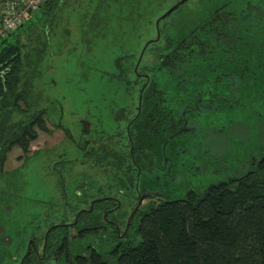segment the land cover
<instances>
[{
  "label": "rangeland",
  "instance_id": "obj_1",
  "mask_svg": "<svg viewBox=\"0 0 264 264\" xmlns=\"http://www.w3.org/2000/svg\"><path fill=\"white\" fill-rule=\"evenodd\" d=\"M78 1L67 0L60 14L53 15L41 38L42 43L46 42V56L39 65L38 79H33L35 87L29 114L39 111L42 100L51 115L62 118L63 123L73 129L75 137L79 134L80 123L87 120L97 138L111 137L107 147L121 149L126 111L136 113L144 83L143 79L138 82L134 66L146 44L157 38V20L181 0L167 2L151 23L150 19L145 20V24L141 22L134 30L128 25L121 28L119 23L113 22L105 34L94 29L90 18L86 20L79 14ZM43 6V0H39V8L32 13L41 11ZM223 7L221 12L230 11L235 15L231 20L230 37L221 42L205 39L207 44L202 55L192 64L179 67L178 75L157 70V60H153L163 52L165 35L185 38L196 28L207 25ZM159 28L162 40L155 42L156 45L152 42L153 45L146 49L140 70L146 68L148 75L165 91L174 114L179 115L183 107L194 104L197 93L205 103L213 97H227L232 102L231 105H218L215 112L211 108L191 112L200 133L198 140L195 138L192 145L187 146L186 153H178L174 172L183 180V189L179 188L176 194L184 193L187 188L198 190L205 184L217 183L224 178L218 176L223 166L233 170L240 167L243 174L248 173L264 152V69L259 66L260 57L264 56V0H187L162 19ZM234 29L239 33L238 39L232 34ZM247 29L251 32L246 33ZM39 33L41 36L42 30ZM243 34L246 40L240 42ZM39 35L32 37V46L38 42ZM237 43L244 50L241 66L225 63ZM28 44L29 41L26 46L33 55ZM117 59L128 63L121 75L115 65ZM60 137L57 133L56 139ZM53 143L54 138L41 131L31 145V153L39 148L50 150ZM56 146L54 152L47 151L43 155L38 152L28 158L24 167L17 160L22 155L21 149L14 148L7 155L5 174L0 175V255L4 257H7V246L2 243L12 240V247L16 249L30 229L39 226V232L44 231L47 222L58 223L68 217L63 211L58 186L62 189L66 185L69 193L75 190L77 174L101 175L99 165L88 164L87 169H81L79 162L82 161L76 160L82 159L81 154L69 140ZM208 153L220 159L219 167L206 163L210 158ZM61 154L75 158L73 162L78 165L65 167L64 163H55L62 159ZM196 163L197 169L186 170V166L195 167ZM175 188L174 184L169 185L170 190ZM70 197L74 195L71 193ZM0 264L7 263L1 260Z\"/></svg>",
  "mask_w": 264,
  "mask_h": 264
},
{
  "label": "trees",
  "instance_id": "obj_2",
  "mask_svg": "<svg viewBox=\"0 0 264 264\" xmlns=\"http://www.w3.org/2000/svg\"><path fill=\"white\" fill-rule=\"evenodd\" d=\"M169 1L79 0L78 12L86 20L90 18L94 29L105 34L113 22L134 30L141 22L145 24V20L150 19L151 23ZM61 2L49 0L41 11L30 13L0 46V175L5 174L10 151L19 148L27 153L37 140L39 129L46 130L41 111L28 114L31 109L28 99L34 93L33 79L46 56V42L42 43L41 38ZM223 9L217 10L207 25L196 28L185 38L165 35L163 52L153 60H157V70L178 75L179 67L199 59L209 38L221 42L230 37L231 20L235 15L230 11L221 12ZM39 30H42L41 36ZM233 32L238 39L239 33L235 29ZM249 32L251 30L247 29L246 33ZM36 34L39 39L32 46V37ZM24 40L29 41L33 55ZM243 40H246L244 34L240 42ZM243 52L239 43L234 44L230 51L234 62L227 57L225 63L230 61L241 66ZM260 58L259 66L263 70L264 56ZM126 64L121 63V59L116 60L119 75L125 71ZM141 71L147 72V69ZM158 91V84L150 82L143 90L144 104ZM160 93L163 95V90ZM226 103L231 105L232 102L225 99L221 104ZM164 133L156 134L155 141H164L167 136ZM208 156L206 163L219 167L220 159L210 153ZM219 175L224 178L217 183L205 184L207 187L198 190L189 189L170 201L151 205L137 217L136 244L124 247L109 264H264V152L248 173L243 174L240 167L233 170L223 166Z\"/></svg>",
  "mask_w": 264,
  "mask_h": 264
},
{
  "label": "flooded vegetation",
  "instance_id": "obj_3",
  "mask_svg": "<svg viewBox=\"0 0 264 264\" xmlns=\"http://www.w3.org/2000/svg\"><path fill=\"white\" fill-rule=\"evenodd\" d=\"M62 2L63 9L67 0ZM153 44H149L148 47ZM228 57L234 62L233 54ZM137 63L134 72L139 77L138 82L143 79L144 83L136 113L128 114L126 111L125 132L122 134L124 146L121 149L107 147L110 145L111 137L105 140L102 137L97 138L95 136L97 133L87 120L80 123L79 134L75 137L73 129L68 128L62 118L51 115L47 105L42 100L39 102V111L43 113L46 122V130L39 129V132H47L51 139L54 138V143L47 151L54 152L59 142L69 140L81 154L82 159H76L82 161L79 162L81 169H87L88 164L99 165V169H102L101 175L95 176L86 172L77 174L75 190L69 193L66 191V185L62 189L58 186V195L63 200V211L70 219L67 217L58 223L47 222L44 231L39 232V226L30 229L16 249L12 247V240L2 243L7 246V257L0 255V262L3 260L7 264L113 263L116 255L122 252L124 247L136 244L135 223L140 214L149 210L155 203L170 201L176 196L184 195L176 194L179 188L183 189L181 188L183 180L175 174L174 166L177 164L178 153L179 155L186 153L187 146L192 145L195 138L197 140L199 138L200 131L191 112L206 108L215 111L218 104L230 99L213 97L205 103L197 93L194 104L183 107L182 113L175 115V110L165 97V91L161 95L162 89L159 88L157 93L153 92L154 96L150 102L144 104L141 92L143 95L145 87L155 80L147 72L140 70L141 63L136 71ZM38 73L35 80L39 77ZM32 95L33 93L28 99L29 104ZM52 129L57 132H53ZM163 131L164 135H167L166 138L162 142H156V134L159 135ZM182 131H184L182 134L175 135ZM57 133L61 134L58 140ZM31 151L30 146L27 153L22 152L19 156L17 160L22 163L21 166H26V160L38 152L42 155L48 153L44 148H39V151L34 153ZM61 157L62 159L56 160L55 163H64L65 167L78 165L73 162L75 158H68L67 154H61ZM192 167L197 169V163L195 167L186 166V170L191 171ZM170 184L175 185V190L169 189ZM71 193L74 195L73 198L70 197ZM141 199L143 201L139 205ZM2 235H5V232Z\"/></svg>",
  "mask_w": 264,
  "mask_h": 264
},
{
  "label": "built area",
  "instance_id": "obj_4",
  "mask_svg": "<svg viewBox=\"0 0 264 264\" xmlns=\"http://www.w3.org/2000/svg\"><path fill=\"white\" fill-rule=\"evenodd\" d=\"M49 0H43L46 5ZM6 4V5H5ZM39 8V0H0V46L30 13Z\"/></svg>",
  "mask_w": 264,
  "mask_h": 264
},
{
  "label": "water",
  "instance_id": "obj_5",
  "mask_svg": "<svg viewBox=\"0 0 264 264\" xmlns=\"http://www.w3.org/2000/svg\"><path fill=\"white\" fill-rule=\"evenodd\" d=\"M187 0H181L179 3H177L176 5H174L173 7H171L166 13H164L158 20H157V22H156V28H157V38L155 39V40H152V41H150V42H148L147 44H146V46H145V48H144V50L142 51V53H141V55H140V58H139V60H138V63H137V65H136V71H137V69H138V67H139V65H140V63H141V60H142V58H143V55H144V52H145V50H146V48L148 47V45L149 44H151L152 42L154 43V42H158V40H160V38H161V31H160V28H159V25H160V22H161V20L162 19H164L165 17H167L168 15H170L174 10H176V8H178L179 6H181L183 3H185ZM62 7H63V2H61L59 5H58V8H57V10H56V15L57 14H59V12H60V10L62 9ZM55 18H56V16H55ZM54 18V19H55ZM141 96H142V92H141ZM184 131H182V132H180V133H177V134H175V135H178V134H182ZM175 135H173V136H175ZM145 196V195H144ZM143 199H144V197H143ZM143 199H141V201H140V203H139V205L142 203V201H143ZM139 205H138V207H139ZM137 207V208H138Z\"/></svg>",
  "mask_w": 264,
  "mask_h": 264
}]
</instances>
